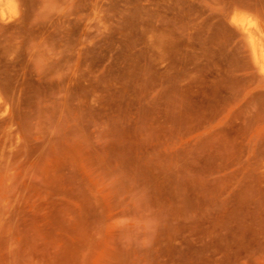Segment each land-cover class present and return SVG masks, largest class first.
I'll list each match as a JSON object with an SVG mask.
<instances>
[{
	"label": "rangeland",
	"instance_id": "1",
	"mask_svg": "<svg viewBox=\"0 0 264 264\" xmlns=\"http://www.w3.org/2000/svg\"><path fill=\"white\" fill-rule=\"evenodd\" d=\"M17 3L0 264H264V0Z\"/></svg>",
	"mask_w": 264,
	"mask_h": 264
},
{
	"label": "bare ground",
	"instance_id": "2",
	"mask_svg": "<svg viewBox=\"0 0 264 264\" xmlns=\"http://www.w3.org/2000/svg\"><path fill=\"white\" fill-rule=\"evenodd\" d=\"M18 10L17 0H0V18L8 13H15ZM235 20L239 28L244 32L250 41V49L256 63L264 71V33L259 23L250 15H236Z\"/></svg>",
	"mask_w": 264,
	"mask_h": 264
}]
</instances>
